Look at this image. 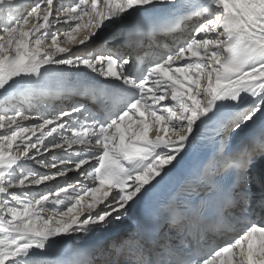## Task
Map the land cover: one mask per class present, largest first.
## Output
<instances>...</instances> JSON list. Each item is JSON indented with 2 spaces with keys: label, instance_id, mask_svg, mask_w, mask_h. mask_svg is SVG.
Here are the masks:
<instances>
[{
  "label": "snow or ice",
  "instance_id": "6c2138e0",
  "mask_svg": "<svg viewBox=\"0 0 264 264\" xmlns=\"http://www.w3.org/2000/svg\"><path fill=\"white\" fill-rule=\"evenodd\" d=\"M0 264H264V0H0Z\"/></svg>",
  "mask_w": 264,
  "mask_h": 264
},
{
  "label": "bare ground",
  "instance_id": "6f19581e",
  "mask_svg": "<svg viewBox=\"0 0 264 264\" xmlns=\"http://www.w3.org/2000/svg\"><path fill=\"white\" fill-rule=\"evenodd\" d=\"M185 31H187V26L185 27ZM177 35H179V34H177ZM61 39L63 40L64 39V37H61ZM163 39H165L168 43H171L172 41H173V35L172 34H168V35H163V36H161V35H157L155 38H154V40L155 41H159V40H163ZM147 43H151L150 41H148ZM72 44H68L67 46H71ZM68 103V101L65 99V100H61V103L60 104H67ZM153 135H154V133H152ZM33 139H35V138H33ZM44 155H46L47 156V154L46 153H44ZM50 157V156H49ZM51 158V157H50ZM44 171V170H43ZM41 187V186H40ZM49 214V213H48ZM224 239H226L225 237H224Z\"/></svg>",
  "mask_w": 264,
  "mask_h": 264
},
{
  "label": "rangeland",
  "instance_id": "374dc122",
  "mask_svg": "<svg viewBox=\"0 0 264 264\" xmlns=\"http://www.w3.org/2000/svg\"><path fill=\"white\" fill-rule=\"evenodd\" d=\"M48 154V153H47ZM50 158V157H49ZM42 171L44 170V169H41ZM45 171V170H44ZM71 175V174H70ZM49 183H51V182H49ZM41 187H43V186H41ZM46 215L48 214V213H45ZM50 214V213H49Z\"/></svg>",
  "mask_w": 264,
  "mask_h": 264
}]
</instances>
